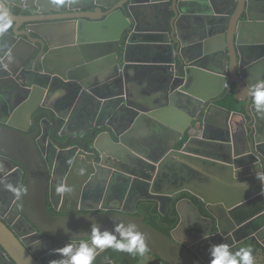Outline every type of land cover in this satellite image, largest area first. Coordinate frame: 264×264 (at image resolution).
I'll return each mask as SVG.
<instances>
[{
  "label": "water",
  "instance_id": "95a60500",
  "mask_svg": "<svg viewBox=\"0 0 264 264\" xmlns=\"http://www.w3.org/2000/svg\"><path fill=\"white\" fill-rule=\"evenodd\" d=\"M144 1L149 6L156 2ZM244 1L255 0H227L223 4L226 8L229 5L233 7L229 11L231 15L237 3L241 5ZM114 2L105 4L90 0L70 6L71 9L83 11L74 16L77 19L74 21L75 29L70 33L64 31V36L70 34L75 41L61 43L65 50L71 48L75 51L73 55L79 59L74 67L77 82H64L62 88L72 93V98L64 102L65 107L72 109L75 99L80 95L81 102L77 101L70 120L77 116L90 120L87 127L79 130L90 132V138L83 141L75 135L76 132L71 137L82 146L91 145V150L86 153L87 158L82 159L81 163L84 169L91 170L93 176L83 188L82 197L99 204L87 213L51 214L48 210L49 173L34 137L0 125V151L11 155L25 167L22 194L24 216L35 225L42 237L49 238H91L94 226L101 232L107 230L116 233L120 225L124 229L136 225L146 235L148 251L158 257V263L165 260L169 264H208L179 237L181 224L168 235L148 223L144 215L136 214L138 202L144 199L153 201L152 205L159 207L161 214H166L163 209H167L173 195L187 190L197 200L206 203L207 210L217 220L220 231L217 233L220 238L217 243L227 244L232 249L239 244H247L249 238L244 242L237 234L251 228L264 245V182L256 175L257 172H264V115L257 113L248 92L250 86L264 82V38L259 50L252 53L241 24L255 37L264 28L258 25L252 27L249 17L243 20L240 13L233 17L234 25L230 26L229 19H226L225 25L219 28L223 47L201 50L204 39L183 32L181 22L187 15L206 16L213 20L223 17L215 0H173L174 15H169L165 21L160 16H154L151 20L144 17L137 19L134 0H124L117 5ZM91 4L112 8L96 16L94 8L85 10ZM37 5L41 10V4ZM123 7L131 15H127ZM54 9L59 10L56 7ZM4 12H7L8 18H12L8 8H4ZM40 27L34 29L40 36L38 42L43 47L46 44L52 47L48 40L51 33ZM125 33H128L127 40L121 50V39ZM185 44H192L197 48V53H187ZM192 45L189 47L190 52L193 50ZM35 48L30 57L39 46ZM40 56H37V61ZM120 56L122 60H119ZM45 66L43 60V68ZM133 67L136 76L159 79L152 83L153 92L157 95L137 96L134 102L129 99L131 84H123L119 76ZM65 69L66 74L62 73V77L66 80L70 68ZM152 69L159 70L161 74ZM233 87L235 99L244 103L243 111L231 110L217 103V98ZM43 99L46 98L42 96ZM46 112L41 128L37 125V133L48 130L55 143L66 147L70 142L69 132L64 131L62 124L68 116L55 107ZM184 114H188L189 119ZM182 116L185 120H182ZM145 118L152 121V126L158 125L172 132V140L155 149L152 157L144 148L147 139L144 138L141 125ZM108 119H116L121 124L117 126L116 123L104 121ZM58 121L61 122L60 126ZM185 136L187 139L183 146L177 148ZM147 144L148 148L153 149ZM111 161H118L122 165ZM179 161L200 168L198 170L202 171L206 181L202 185L194 184L196 186L188 185L182 179L177 181V173L171 170ZM109 172L113 176L126 173L133 177V182L139 183L129 185V191L135 190L137 194L131 207L99 209L102 185ZM138 191L144 195L138 196ZM128 199H131L129 195ZM188 207L198 209L190 199ZM225 212L230 217L231 227L223 231L221 219ZM205 237V232H201L196 241L201 242ZM1 247L4 251L0 253V258L7 261L11 258L16 264H41L19 234L0 219ZM256 262L264 264V253L256 257Z\"/></svg>",
  "mask_w": 264,
  "mask_h": 264
},
{
  "label": "flooded vegetation",
  "instance_id": "af4514ba",
  "mask_svg": "<svg viewBox=\"0 0 264 264\" xmlns=\"http://www.w3.org/2000/svg\"><path fill=\"white\" fill-rule=\"evenodd\" d=\"M97 1L105 4H111L115 1L114 3H116V5L124 2V0ZM134 1L137 6L134 8L137 19L139 18L141 20L144 17L146 20H151L154 16H160L163 18V21H165L169 15H171V17L174 15L172 10L173 0H153L156 2L155 5L152 6L147 5L148 3L144 0ZM226 1L227 0H223V2L221 0H215L217 7L223 12V17L221 18L213 20L207 19L206 16L187 15L181 22L180 27L183 32L187 31L188 34L192 33L196 37L204 39L205 42L202 44L201 50L223 47L224 43L221 37L222 34L218 32L219 28L225 25L226 19H229L230 26L234 25L233 17L240 13L243 20L249 17L252 27L255 28V26L258 25L261 29L264 28V0H255L252 2L244 1L241 5L237 3L231 15H229V11H231L233 7L229 5L226 8L223 4ZM70 2L71 0H59V2L54 0H0V125L20 130L24 134L34 137L38 145L39 153L47 164L50 179L48 210L51 214L56 213L55 215L87 213L93 211L92 207L99 204L97 201L83 199L82 197L83 188L87 185V181L93 176L91 170L89 168L84 169L81 163L82 159L87 158L86 153H89L87 150H91V145L89 144L86 147L82 146L75 139L71 138L72 133L75 132V135L79 136L83 141L90 138V132L79 131L87 127L90 120L82 116H77L70 120L72 113L75 112L73 110L77 101L81 102V100H79L80 95L78 96L79 98L77 97L75 99L76 102L72 109L67 106L65 107L66 103L64 104L65 101L67 102L72 98V93L64 91L65 88H62L64 87V82L73 84L77 82L74 67L79 63V59L76 55H73L75 51L71 48L65 50L62 48L61 43L63 41L72 43L75 41L70 34L65 35V37L64 31L70 33L75 29L76 26L74 21L77 19L74 18V16L83 11L81 9H71L70 6H74L81 2H90V0H74L73 3ZM219 2L222 3V5ZM38 3L41 4V10H39ZM124 6H126L125 3ZM55 7L59 10L54 9ZM4 8H8L12 16V18H8L7 24L4 23L2 18ZM91 8H94V15L100 16L112 7L109 9L105 6L100 7L98 4H91L87 5L85 10ZM61 9L64 11H61ZM100 9H102V11ZM123 9L127 15H131V12L127 8L123 7ZM38 27L51 33L48 35V40L52 47H50V45L48 46V44L43 47V45L38 42L40 36L34 32V29ZM241 27L244 35L248 38L249 48L252 53L257 52L264 38V29L263 31H258L257 37H255L245 30L246 27L244 24H241ZM127 35L128 33H125L122 36L121 50H123V46L126 44ZM191 45L185 44L184 50L189 54H193L194 52L197 53V48L193 45V50L190 52L189 47ZM35 46H39V49L30 57L31 52L36 50ZM41 50L44 51L41 52ZM94 52H96L95 49ZM98 53H100V51H98ZM39 54L41 56L37 61L36 59ZM121 54L122 51L120 52V55ZM43 60L46 64L44 68ZM119 60H122L121 56ZM66 67H69L70 71L69 73L67 71L68 76L65 80L62 77V73L66 74ZM134 68L135 67L125 74H121L119 76V81L123 84L132 85L135 84L136 81L143 80L152 85V83L159 80L157 77L144 78L136 76ZM152 70L161 74L159 70ZM37 73L42 74L37 75ZM126 90L128 91V88ZM129 91V99L131 101H133L135 97L137 99V96H135L132 90V86H129ZM42 96L46 99L41 100ZM53 107L68 116V119L62 124V127L65 129L64 131L69 132L68 138L70 142L66 147L55 143L53 135L48 130H46L45 133H37V125L41 128L42 120L47 115L46 111ZM104 121L116 123L117 126L121 124V121H117L116 119L114 121L109 119ZM58 124L60 126L61 122ZM170 140L172 139L170 138L169 141ZM180 142L177 144V148L183 146V144L179 146ZM147 151L150 157L154 155V153H152L155 151L154 149H148ZM116 162L118 165H122L118 161H111V163ZM90 163L94 165V162L90 161ZM111 172H109L106 182L102 185L103 195L101 197L99 209L111 210L126 206L131 207V202L135 199L137 194L135 190L129 191V185L132 186L133 183L139 185V183L137 181L133 182L131 180L133 177L128 176L126 173H116L113 176ZM87 174L88 176H86ZM25 176V167L21 162L11 157V155L0 151V219L5 222L10 229L15 231V233L19 234L20 239L34 252L36 259L41 264H50L52 260H59L62 258L65 260V264H67V261L70 260V256L61 257L55 250L70 245L73 251H75L83 243L91 244V238L63 239L49 238L47 236L42 237L39 230L23 213L22 194ZM205 181L206 180L202 182L198 181L197 183L202 185ZM9 185L21 191V195L17 197L12 191H9L7 188ZM58 185L68 186L71 190L58 192ZM128 195L131 199H128ZM139 195L143 196L144 193L139 192L138 196ZM188 199L192 200L198 209L188 207ZM152 203L153 201L150 199L140 200L136 207V214L144 215L147 218L146 213L142 210V206L146 204L152 206L153 210H156L154 213L158 215L160 219L162 217H168V219L175 220L177 224L172 227L170 235L172 231L176 230L181 224L178 233L179 237L209 264V259L211 258L210 246L219 244L217 241H219L220 238L217 233L220 231L217 227V220L207 210V204L201 199L197 200L196 197L187 190L180 191L173 195L172 199L168 201V210L166 208L163 209L166 214H161L162 212L159 207H154ZM216 208L217 206H215V210ZM227 214L225 212V216L221 219L223 231L231 227L229 221L230 217L227 216ZM210 219H212V221H210ZM211 222L213 225H211ZM201 232H205L206 239L203 241L200 240L201 242L196 241L197 235ZM237 235L238 237H242L244 242L249 238L247 244H239L235 249L229 248V251L235 253L239 248L249 246L252 248L255 264L256 257L262 256L264 253V245L260 243L258 237L255 236V232L251 230V228ZM211 237H213V239H211ZM225 239L230 242L228 238ZM231 240L234 241L233 237ZM108 248L109 247H106L103 250L97 249V254L92 264H123L112 258L103 257V254L107 252ZM2 251H4V249L1 247L0 253ZM157 259V256H153L151 252L147 251L144 256L139 254V259L136 262L124 264H169L165 260H160L161 262L158 263ZM7 262H9V264H16L11 258H9L8 261L0 258L1 264Z\"/></svg>",
  "mask_w": 264,
  "mask_h": 264
},
{
  "label": "clouds",
  "instance_id": "9594fccd",
  "mask_svg": "<svg viewBox=\"0 0 264 264\" xmlns=\"http://www.w3.org/2000/svg\"><path fill=\"white\" fill-rule=\"evenodd\" d=\"M59 2V0H57ZM2 18L5 24L8 23V14L3 12ZM257 113L264 115V82H258L248 89ZM257 178L264 182V172H257ZM9 191H12L15 196H20L21 191L12 187L7 186ZM71 189L65 185H58L57 191L64 192L70 191ZM118 233L119 235H117ZM116 233L105 230L101 232L97 227L94 226L91 233V244L83 243L73 251L70 245H66L62 248L56 249L61 257H69L70 260L67 264H92L97 254V249L103 250L106 247L115 248L118 251L128 252L131 254L139 253L144 256L148 251L146 243V235L138 230L136 225H131L128 229H124L123 225H120L116 229ZM229 245L227 244H214L210 246L211 258L209 264H254V257L252 254V248L245 246L239 248L235 253L229 251ZM50 264H65V260H52Z\"/></svg>",
  "mask_w": 264,
  "mask_h": 264
},
{
  "label": "crops",
  "instance_id": "0c3cea01",
  "mask_svg": "<svg viewBox=\"0 0 264 264\" xmlns=\"http://www.w3.org/2000/svg\"><path fill=\"white\" fill-rule=\"evenodd\" d=\"M130 86H132V90L135 96L149 97L151 95H157L156 92H153L154 87L146 83V81L139 80L136 81L135 84H132ZM184 115L187 119H189L188 114H184ZM235 118H240V117L236 116ZM182 120H185L184 116H182ZM150 123H152V121H148L146 120V118L143 120V125H141V128L144 129L142 130L144 134V138L147 139V143H149L154 150L159 149L158 147L160 145L162 146L164 143H167L169 141V139L172 137V132L169 131L167 128H163L158 125L152 126ZM147 143L146 146H144V148L148 150L150 149V147L148 148ZM152 153H154V151ZM180 162L182 161H179L178 165H175L174 166L175 168L172 167L171 170L174 173H177L176 174L177 181L182 179L184 183L191 186H196L194 184H197L198 181L206 180V177L202 174V171L198 170L200 168L194 167L192 166V164L186 161H183L182 164H179ZM201 175H203V177ZM200 178L201 180H199ZM255 264H257L256 261Z\"/></svg>",
  "mask_w": 264,
  "mask_h": 264
},
{
  "label": "trees",
  "instance_id": "16d2710c",
  "mask_svg": "<svg viewBox=\"0 0 264 264\" xmlns=\"http://www.w3.org/2000/svg\"><path fill=\"white\" fill-rule=\"evenodd\" d=\"M234 87L231 90H225V92L217 98V103L229 108L231 110H244V103L238 101L235 99L234 96ZM187 139V136L184 137L183 141L180 142L179 146H181L184 141ZM142 210L146 213L147 218L146 221L150 223L151 225L155 226L159 230L163 231L164 233L170 235L171 229L173 226L177 224L175 220L168 219V217H162L159 218L158 215H156L154 212L156 210L152 208V206H148L144 204L142 206ZM56 214V213H52ZM103 257L105 258H112L114 260H117L120 263H134L139 259L138 253H128V252H122L118 251L115 248L109 247L107 252L103 254Z\"/></svg>",
  "mask_w": 264,
  "mask_h": 264
}]
</instances>
